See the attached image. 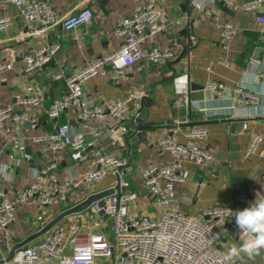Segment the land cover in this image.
<instances>
[{"label": "crops", "instance_id": "crops-1", "mask_svg": "<svg viewBox=\"0 0 264 264\" xmlns=\"http://www.w3.org/2000/svg\"><path fill=\"white\" fill-rule=\"evenodd\" d=\"M247 1L237 0L235 5L227 7L219 0L216 6L220 16L210 19L204 12L195 10L191 0H159V7L165 12L166 27L150 38L145 47L178 46L177 56L157 64L140 61L128 68L129 78L125 81L116 83L99 75L86 82V94L97 103L126 97L132 90L139 97L131 102L130 111L122 120H109L102 125V139L96 140L84 131L87 141L94 143L87 147L83 159L73 161L69 150L54 152L33 138L53 132L65 121L82 130L75 110L66 111L59 119H51L47 109L54 100L64 96L69 75L87 62L118 49L122 40L115 34V26L139 9L145 0H51L55 10L64 16L89 7L94 17L71 31L57 25L40 34L33 33V25L20 15L16 6L0 0V17L11 18L9 27L0 35V59L13 63V69L0 77V107L11 106L16 113L27 111L39 121L35 127L28 121L9 119L0 122V191L12 196L35 181L49 186L48 178H36V170L52 160L59 163L57 172L61 181L80 176L89 167L93 153L102 147L129 160L125 177L138 193L131 206V214L157 217L163 208L148 195L142 170L151 163L172 162V157L158 146L161 137L168 134L185 141L186 132L191 127L206 126L208 135L198 140V144L211 152L212 159L203 166H191L188 182L176 185V196L170 208L206 221L205 210L210 206H231L233 217L216 228L220 235L217 248L225 254L231 243L241 242L234 226L235 212L254 202L257 193L264 195V141L255 154L248 159L244 157L254 134H264V78H259L260 71L264 70V24L258 19L264 10L242 9V4ZM226 22H231L237 32L223 43L222 25ZM52 44H59L60 50L45 68L41 72L26 73L24 56L43 45ZM182 54L181 60L175 62ZM253 57L259 58L260 62L251 63ZM174 69L177 70L175 76H189L188 105L174 104L179 98L174 92L173 81L169 79ZM57 74L59 77L55 78ZM212 80L225 82L230 90L222 96L217 95L208 87ZM240 87L251 92L254 99L245 100L237 91ZM37 93L42 96L38 108L23 105L16 98V95ZM144 96L151 101L148 113L143 123L134 125L133 117L138 115ZM16 140L23 142L31 158L24 157L16 146ZM114 180L115 176L110 171L101 182L70 191L66 203L57 201L51 206L47 219L50 221L91 193L108 189ZM202 181L205 182L203 185L200 184ZM40 210L37 198L18 207L16 222L0 232V257H8L15 244L40 230L37 220ZM74 215L67 217L69 223L83 222L87 229L86 220ZM64 224L62 228L68 225ZM57 228L55 226L54 229ZM46 237L47 234L28 245ZM242 261L245 264H264V250ZM40 264L56 262L44 260Z\"/></svg>", "mask_w": 264, "mask_h": 264}, {"label": "built area", "instance_id": "built-area-1", "mask_svg": "<svg viewBox=\"0 0 264 264\" xmlns=\"http://www.w3.org/2000/svg\"><path fill=\"white\" fill-rule=\"evenodd\" d=\"M219 0H191L198 12H204L210 19H218ZM226 5H235L237 0H222ZM5 3L18 8L20 15L31 25L33 33L40 34L44 30L61 25L71 31L91 21L94 12L85 7L68 16L60 14L51 0H4ZM242 9L249 11L264 10V0H248ZM165 12L159 7V0H145L144 4L132 15L124 17L115 26V34L122 40L117 50L100 56L74 71L66 79L67 88L61 99L54 100L47 109L51 119H59L68 110H75L82 130L75 129L70 122H61L53 132L37 135L33 139L38 144L47 146L54 152L69 150L73 161L84 158L85 151L94 142H88L84 131H88L96 140L102 139L103 124L109 120H122L130 111V104L139 97L131 91L126 97H115L102 102L93 101L85 92L86 82L95 76H107L113 82L128 80V68L140 61L154 64L175 58L178 46L172 48H146L145 43L166 27ZM264 24V14L259 16ZM11 22L9 16L0 17V35ZM237 32V28L226 22L222 25L223 43ZM60 50L59 44L43 45L36 51L24 56L23 69L26 73L41 72ZM251 63L257 64L260 59L253 57ZM13 69L12 61L0 59V77ZM58 74L55 78H58ZM264 78V70L259 73ZM208 87L222 96L230 87L223 81L212 80ZM174 92L179 98L175 106L189 104L190 80L188 74H179L173 80ZM32 91L31 87H28ZM242 97L249 101L254 97L251 92L238 88ZM23 105L38 108L42 96L31 94L16 95ZM28 121L32 127L38 125L36 117L27 111L16 113L11 106L0 107V122ZM94 122V123H93ZM208 135L206 126H194L186 132V140L179 141L174 135H165L158 141L162 152L172 157L170 164L151 163L142 170L143 184L150 197L154 198L163 211L160 216L131 214L133 201L138 193L130 186L125 177V169L129 160L115 156L104 148L96 150L90 158L89 167L80 176H71L61 181L58 175L59 163L56 160L47 162L36 170V178H48L49 186L35 181L12 196L0 191V232L12 226L17 219V209L21 204L37 198L40 212L37 220L40 229L47 219L51 206L57 202L66 203L70 191L89 187L104 180L111 171L115 180L109 187L113 194L93 202L81 215L87 224L71 221L66 228L52 229L47 237L16 250L12 259L0 257V264H40L54 261L56 264H224V254L217 245L220 235L216 231L219 225L225 224L233 217V208L226 205H212L205 210L206 221L198 220L190 214L170 208L176 196V185L188 182L191 166H203L212 159L211 152L198 144ZM264 141L263 133H256L250 140L244 157L250 158L256 153ZM16 146L24 157L31 158L25 145L20 140ZM202 181L200 184L203 185ZM108 188V189H109ZM92 194V193H91ZM230 209L232 212H229ZM82 213V212H81ZM78 213V214H81ZM84 220V221H85ZM82 221V220H81ZM83 224V225H82ZM236 231L239 230L234 225ZM111 227L114 236H110ZM240 264H245L240 261Z\"/></svg>", "mask_w": 264, "mask_h": 264}, {"label": "clouds", "instance_id": "clouds-1", "mask_svg": "<svg viewBox=\"0 0 264 264\" xmlns=\"http://www.w3.org/2000/svg\"><path fill=\"white\" fill-rule=\"evenodd\" d=\"M234 219L241 242L230 244L223 256L224 264H240L245 257L251 258L264 250V195L257 193L254 202L235 212Z\"/></svg>", "mask_w": 264, "mask_h": 264}, {"label": "water", "instance_id": "water-1", "mask_svg": "<svg viewBox=\"0 0 264 264\" xmlns=\"http://www.w3.org/2000/svg\"><path fill=\"white\" fill-rule=\"evenodd\" d=\"M228 7V5H227ZM183 57L180 56L176 61L181 60V58ZM172 64H174V61L172 62ZM176 69H174V74L170 79V81L174 80V77L176 75ZM148 96H144L141 100V107L138 110V115L133 117L132 123L134 125L138 124V123H143L144 122V118L148 113V107L150 106L151 101H148ZM115 192L114 189L109 188V189H105V190H101L95 193L90 194L86 199H84L82 202L62 211L60 214H58L57 216H55L53 219H51L43 228H41L40 230L34 232L33 234H31L30 236H28L26 239H24L23 241L15 244L9 253V256L7 257L8 259H12L13 256L16 253V250H18L21 247L27 246L29 243L33 242L34 240L38 239L39 237L45 235L46 233H48L49 231H51L57 224H59L63 219L67 218L68 216L74 215V214H78L81 213L83 211H85L87 208H89V206L95 202L100 200L101 203H103V199L107 196H109L110 194H113ZM110 236L113 237L114 236V231L113 228L111 227V232H110Z\"/></svg>", "mask_w": 264, "mask_h": 264}, {"label": "rangeland", "instance_id": "rangeland-1", "mask_svg": "<svg viewBox=\"0 0 264 264\" xmlns=\"http://www.w3.org/2000/svg\"><path fill=\"white\" fill-rule=\"evenodd\" d=\"M82 214H84L83 212L81 213V214H77V215H74L76 218H78L79 216H81ZM69 221H70V219H64L63 221H61L59 224H57L56 226L57 227H62V226H64L65 224L64 223H66V224H68L69 223Z\"/></svg>", "mask_w": 264, "mask_h": 264}]
</instances>
